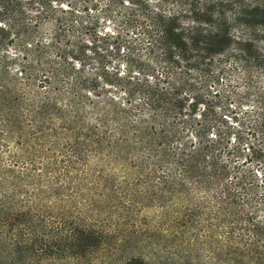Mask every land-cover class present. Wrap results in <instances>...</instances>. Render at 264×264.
Segmentation results:
<instances>
[{
	"label": "trees",
	"instance_id": "trees-1",
	"mask_svg": "<svg viewBox=\"0 0 264 264\" xmlns=\"http://www.w3.org/2000/svg\"><path fill=\"white\" fill-rule=\"evenodd\" d=\"M183 2L7 0L0 29L20 28L10 39L22 80L37 83L36 128L82 166L80 194L199 196L172 222L203 231L216 264H264V84L234 105L217 87L262 53L231 32L241 5L229 15L221 0ZM100 224L99 240L116 232Z\"/></svg>",
	"mask_w": 264,
	"mask_h": 264
},
{
	"label": "rangeland",
	"instance_id": "rangeland-1",
	"mask_svg": "<svg viewBox=\"0 0 264 264\" xmlns=\"http://www.w3.org/2000/svg\"><path fill=\"white\" fill-rule=\"evenodd\" d=\"M221 2L229 15L242 6V23L233 24L231 32L256 37L262 53L258 63L238 66L217 86L234 105L238 94L245 98L248 87L264 84V0ZM254 7L263 22L250 21ZM18 30L0 29V264H122L133 258L143 264H216L208 246L196 240L203 231L172 222L199 196H175L160 205L156 194H80L82 166L69 167L63 145L36 128L37 83L22 80L21 42L10 39ZM107 170L119 174L121 168ZM104 221L116 232L99 240ZM84 224L94 226L85 230Z\"/></svg>",
	"mask_w": 264,
	"mask_h": 264
}]
</instances>
